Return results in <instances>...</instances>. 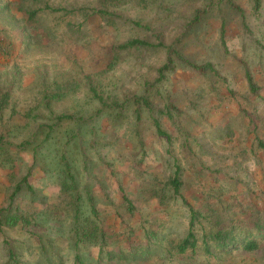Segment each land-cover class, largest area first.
Returning <instances> with one entry per match:
<instances>
[{
    "label": "rangeland",
    "instance_id": "obj_1",
    "mask_svg": "<svg viewBox=\"0 0 264 264\" xmlns=\"http://www.w3.org/2000/svg\"><path fill=\"white\" fill-rule=\"evenodd\" d=\"M233 1L242 10L228 0H0V212L13 202L30 221L0 225V264H47V252L62 264H264V239L203 250L209 208L229 227H245L256 205L264 219L245 153L264 129V0L258 10ZM132 38L153 45L118 48ZM67 162L74 190L62 188ZM26 174L35 193L24 184L12 201ZM76 194L85 216L93 199L97 240L77 237ZM191 229L197 246L178 251Z\"/></svg>",
    "mask_w": 264,
    "mask_h": 264
},
{
    "label": "trees",
    "instance_id": "obj_2",
    "mask_svg": "<svg viewBox=\"0 0 264 264\" xmlns=\"http://www.w3.org/2000/svg\"><path fill=\"white\" fill-rule=\"evenodd\" d=\"M228 2L236 7L238 10H242L240 7H237L235 2L233 0H228ZM261 6V0H255V9L258 10ZM46 8H49L52 11H60L63 10L62 8H57V7H51L50 5H46ZM38 10H32L30 12V17L33 18L37 14ZM96 12L99 13H105L106 11L104 10H98ZM153 44L149 41L142 40L140 38H132L118 46L119 49H129L135 46H152ZM173 59L170 57L169 61L165 63L159 71L163 74V72L166 69H169L172 65ZM195 68L200 69L202 71H206L207 69H213V65L211 63H207L205 65H193ZM248 80L250 82V87L251 90L254 92H257L255 83L253 81V78L250 74H248ZM59 94H56L58 96ZM5 96L7 97V93H3V98L0 100V107L3 106L4 101H5ZM137 102L143 101L144 99L142 97L137 96L136 97ZM73 115L71 114H60L58 116L59 119H64V118H71ZM157 123V121H156ZM158 124V123H157ZM159 132L164 135L167 133L165 131H162L159 129ZM68 163V162H67ZM179 171L180 169L177 168V173L176 176L172 179V184L175 188L176 191H179L180 186H181V180L179 179ZM28 175L26 174L18 183H16L10 199L14 201V199L17 197V195L20 194L22 189L24 188L23 185L25 184L26 189L31 190L33 193H35L33 187L30 185L29 180H28ZM74 178V173L71 172V166L68 163L66 167V178L63 179L64 182H62V188L63 190H66L68 188H73L74 190V185H69V181H71ZM264 187V180L261 182ZM127 200V199H126ZM81 201L82 197L79 194H76L75 200H74V230L76 231L77 237L79 240H86V239H98L100 236L104 235V232H101V227L100 223L95 219L96 210L95 206L93 205V199L91 197L90 199V205L93 206L92 211L94 212L95 215L92 216H85L81 213ZM257 206V205H256ZM256 206L254 209L250 210V213L252 212L253 217H250L246 215L248 218L246 219L247 225L243 227V221H240L239 224H241V228H238V226H233L231 225L226 226L225 220L223 216L217 212V210H214L213 208H209L208 212L205 213L203 216L204 218H207L212 222V226L210 227V231L204 232L203 236V250L208 252V253H213L216 251H226V250H232L236 248L237 246H242L243 248L246 249H255L258 248L260 245V241L264 239V219L262 217L263 213L262 210L257 211ZM13 202L10 205V207L5 208L1 210L0 212V225L6 224L10 226H16L19 224L25 225L28 224L30 221L26 219L19 211H13ZM192 209V218H191V224L194 225L195 219L198 217V213L196 210H194L193 207ZM247 211V210H246ZM248 213V211H247ZM82 216H85L82 222H79ZM245 216V217H246ZM242 231V232H238ZM243 236V237H241ZM241 237V238H240ZM198 242L195 237L194 231L191 229L188 236L178 243V245L175 246V248L180 251L184 252L188 248H193L197 246ZM47 252V251H46ZM48 253V254H47ZM44 257V262H47V264H62V256H60L59 253L55 252H47ZM11 256H14L13 251L11 252ZM15 264H20L19 262L17 263L16 261L14 262Z\"/></svg>",
    "mask_w": 264,
    "mask_h": 264
},
{
    "label": "crops",
    "instance_id": "obj_3",
    "mask_svg": "<svg viewBox=\"0 0 264 264\" xmlns=\"http://www.w3.org/2000/svg\"><path fill=\"white\" fill-rule=\"evenodd\" d=\"M258 127L259 128H256V131L250 132V134H253L254 137L252 140H249L251 142V145L249 146V149L245 153L246 154L248 153L250 155L253 161L252 162L253 165L256 164L255 166H258V168L256 169L257 171L255 174V178H257L258 181L263 182L262 180H264V136H262L261 134L264 132V129L263 126L260 124ZM255 138H258L257 139L258 147L252 146V143H254Z\"/></svg>",
    "mask_w": 264,
    "mask_h": 264
}]
</instances>
